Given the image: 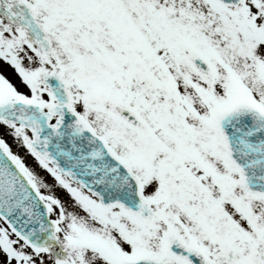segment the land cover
Listing matches in <instances>:
<instances>
[{
    "label": "snow or ice",
    "instance_id": "obj_1",
    "mask_svg": "<svg viewBox=\"0 0 264 264\" xmlns=\"http://www.w3.org/2000/svg\"><path fill=\"white\" fill-rule=\"evenodd\" d=\"M0 59V264H264V0H0Z\"/></svg>",
    "mask_w": 264,
    "mask_h": 264
},
{
    "label": "rangeland",
    "instance_id": "obj_2",
    "mask_svg": "<svg viewBox=\"0 0 264 264\" xmlns=\"http://www.w3.org/2000/svg\"><path fill=\"white\" fill-rule=\"evenodd\" d=\"M0 65L3 66V73L6 76H8L14 83H16L18 86H20L21 89L23 90L25 86L21 83V79L22 78L19 76V74L16 71V69L14 68V66H12L10 63L5 62L3 60H0ZM2 127L3 126L0 125V128H2ZM6 138L9 141V143L12 145L14 151H19L22 155L23 154H26V149H24V148H17V145L13 142L11 136H7ZM27 162L29 163L30 166H35V160H34L33 157L27 156ZM37 170L40 171L42 175H45L46 178L49 181H52L53 180V178L49 174L43 172L42 169H39L38 168ZM57 192L62 197H66L67 196V193L63 189H57Z\"/></svg>",
    "mask_w": 264,
    "mask_h": 264
}]
</instances>
